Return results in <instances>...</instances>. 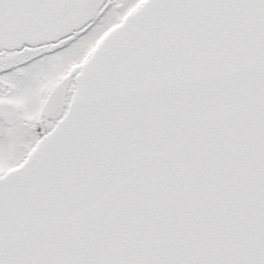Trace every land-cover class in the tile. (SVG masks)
I'll list each match as a JSON object with an SVG mask.
<instances>
[{
	"label": "snow or ice",
	"instance_id": "obj_1",
	"mask_svg": "<svg viewBox=\"0 0 264 264\" xmlns=\"http://www.w3.org/2000/svg\"><path fill=\"white\" fill-rule=\"evenodd\" d=\"M0 264H264V0H0Z\"/></svg>",
	"mask_w": 264,
	"mask_h": 264
}]
</instances>
